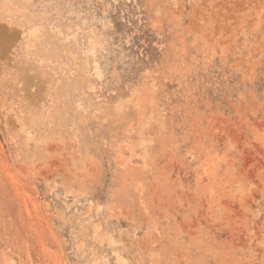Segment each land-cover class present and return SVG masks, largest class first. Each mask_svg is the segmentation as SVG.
Listing matches in <instances>:
<instances>
[{
	"label": "rangeland",
	"instance_id": "1",
	"mask_svg": "<svg viewBox=\"0 0 264 264\" xmlns=\"http://www.w3.org/2000/svg\"><path fill=\"white\" fill-rule=\"evenodd\" d=\"M0 264H264V0H0Z\"/></svg>",
	"mask_w": 264,
	"mask_h": 264
}]
</instances>
